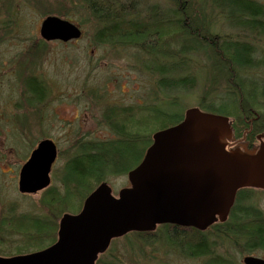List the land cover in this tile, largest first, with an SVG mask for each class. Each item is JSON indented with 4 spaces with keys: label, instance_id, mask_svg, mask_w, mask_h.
<instances>
[{
    "label": "trees",
    "instance_id": "16d2710c",
    "mask_svg": "<svg viewBox=\"0 0 264 264\" xmlns=\"http://www.w3.org/2000/svg\"><path fill=\"white\" fill-rule=\"evenodd\" d=\"M34 1L45 8L43 0ZM164 1L169 4L166 11L159 5H151L143 16L135 7V0H80V5L73 4L75 10L89 11L95 20L94 41L99 46L134 48L148 56L152 64L157 62L159 67L148 65L146 70L157 75L163 91L173 94L192 90L197 77L190 72L200 68L199 71L215 87L210 91V94L214 93L213 100L209 102L203 97L201 110L232 118L237 137L248 131L250 125L253 126L249 134L252 139L256 133H264V80L252 75L264 67V60L257 53L259 47L251 42L264 39V3L255 0ZM37 7L40 9L39 5ZM212 14L215 18H227L228 27L242 41H236L235 35L213 33L214 23L209 20ZM57 17L70 18L64 13ZM198 59L204 63L198 64ZM25 80L28 102H42L48 94L39 92V99H33L34 91L28 88L37 79ZM144 109L147 110L141 107L106 108L103 120L115 137L103 141L78 140L74 154L61 171V188H48L40 206L58 218L64 214H78L85 199L109 177L127 175L139 166L152 144L154 133L175 126L183 119L182 114L172 115L170 109H155L151 113L148 108ZM250 121L254 123L248 124ZM245 192L238 193L230 218L208 230L216 233L222 245L228 242L239 249L241 255L251 256L257 251L264 252V214L257 207L246 204ZM1 225L0 234L2 231L26 234L29 243L24 252L42 250L57 240L58 222L55 223V219L49 221L48 218L26 215L14 221L5 220ZM206 236L197 229L165 224L154 232H136L123 238L129 242L135 239L146 246L162 241L186 258L216 256L218 264H235L231 258L213 253L215 247ZM106 253L104 255L109 256L110 251ZM103 256L97 264L121 263L118 258L110 261Z\"/></svg>",
    "mask_w": 264,
    "mask_h": 264
},
{
    "label": "rangeland",
    "instance_id": "374dc122",
    "mask_svg": "<svg viewBox=\"0 0 264 264\" xmlns=\"http://www.w3.org/2000/svg\"><path fill=\"white\" fill-rule=\"evenodd\" d=\"M255 1L264 3V0ZM43 2L44 9L41 7L42 3L34 0L0 2V225L5 220L14 221L29 215L48 218L49 221L55 219L59 230L63 215L54 217L40 206V200L47 189L33 195L22 194L18 190L20 170L40 140L47 137L57 146L58 156L52 166L50 187L60 189L61 171L68 158L74 154L78 140L83 138L85 141H103L115 137L103 120L109 106L120 109L148 108L150 113L155 109H170L172 115H184L189 108L201 109L203 97L209 102L213 100L214 93L210 94V91L215 87L199 71L200 68H194L190 73L197 78L192 90L173 94L165 92L158 85L157 75L146 70L148 65L159 67L157 62L152 64L148 56L134 48L99 46L94 41L95 20L89 11L74 9L73 3L80 5V0ZM151 5H159L164 11L169 7L164 0H135L140 16L145 15L146 9ZM81 6L84 7L83 4ZM62 13L70 17L66 20L80 26L81 38L66 43L43 40L40 36L43 20L48 15L59 16ZM213 15L209 17L214 23L213 33L228 36L236 34L228 27L227 18H215ZM255 43L264 57V39H257ZM31 51L34 52L32 55ZM198 61V64L204 63V60ZM252 75L264 80V67ZM29 78L37 79L36 83L28 86L34 91L33 99H39L41 93L48 94L38 104L28 102L25 79ZM174 98L176 106L173 105ZM27 120L31 122L28 123ZM233 121L231 118V122ZM248 131L245 130L241 137H237L236 130L235 139L243 143L255 142L257 146L264 143V139L261 143L257 140V135H263V132L256 133L252 139ZM105 183L116 198L121 190L130 187L128 175L111 176ZM245 191L244 196L248 198L246 204L257 207L264 214V190L248 188ZM21 224L23 225L22 222ZM1 233L10 241H21L24 238L22 235L16 237L19 234H7L6 231ZM202 233L207 235L215 247L213 253L231 258L235 264H243L247 255H241L239 249L228 242L222 245L212 230ZM131 241L133 242L125 238L117 240L113 249H110L109 256L103 254L102 258L110 261L111 258H118L120 264H214L217 260L216 256L186 258L175 249L165 246L162 241L154 246H146L135 239ZM13 246L14 249L21 247L8 243L7 246L0 247V253L13 252ZM250 255L264 258L262 251Z\"/></svg>",
    "mask_w": 264,
    "mask_h": 264
},
{
    "label": "water",
    "instance_id": "95a60500",
    "mask_svg": "<svg viewBox=\"0 0 264 264\" xmlns=\"http://www.w3.org/2000/svg\"><path fill=\"white\" fill-rule=\"evenodd\" d=\"M40 36L66 43L80 39L82 32L68 20L48 16ZM232 135L229 118L188 109L181 123L153 135L142 163L128 173L130 187L117 198L102 183L79 214L63 215L55 244L0 257V264H96L114 239L129 233L154 232L165 224L206 231L225 222L241 189L264 190V143L259 150L227 151ZM57 156L54 141H40L20 170L19 192L48 189ZM243 263L264 264V259L247 256Z\"/></svg>",
    "mask_w": 264,
    "mask_h": 264
},
{
    "label": "flooded vegetation",
    "instance_id": "af4514ba",
    "mask_svg": "<svg viewBox=\"0 0 264 264\" xmlns=\"http://www.w3.org/2000/svg\"><path fill=\"white\" fill-rule=\"evenodd\" d=\"M28 121V123L29 122H31V121H29V120H27ZM248 124L250 123V124H253L254 122H247ZM253 131V126H251L250 125V127H249V131H248V133H251ZM29 132H30V134H31V130L29 129ZM235 134V133H234ZM235 136V135H234ZM258 137H257V140H259V142L261 143V141L264 139V133H263V135L261 134V135H257ZM44 139H47V138H45L44 137ZM44 139H42V140H44ZM42 140H40V141H42ZM39 141V142H40ZM242 145H244L243 147H247V149L248 150H259V146H257V145H255V142H245V143H240V141H237L236 139L235 140H233V141H230V144H229V146H228V150H233L234 148H236L237 146H242ZM260 145V144H259ZM31 155V154H30ZM30 157V156H29ZM29 159V158H28ZM27 162V161H26ZM245 190V189H244ZM242 191V190H241ZM240 192V191H239ZM238 192V193H239ZM238 196V195H237ZM231 212H232V210H231ZM231 212H230V214H231ZM230 218V215L228 216V218H227V220ZM226 220V221H227ZM225 221V222H226ZM224 222V223H225ZM216 224H221L220 222H218V223H216ZM223 224V223H222ZM10 235H12V234H10ZM24 236V238L21 240V241H16V240H13V241H10L9 239H7V238H4L3 237V235H0V247H4V246H7V244L8 243H10V244H15V245H18V246H20L21 245V247L20 248H15L14 249V246H13V249H11L13 252H10V253H7V252H1L0 253V257H3V258H11V257H15V256H21V255H27V254H31V253H35V252H38V251H40V250H38V251H29V252H24L25 250H23L24 248H26V247H28V243H29V240L25 237L26 236V234H19L18 236H16V237H19V236ZM15 236V235H14ZM58 237H59V235L57 234V240L55 241V243L58 241ZM54 243V244H55ZM20 244V245H19ZM53 245V244H52ZM10 246V245H9ZM50 247V246H49ZM48 248V247H47ZM46 249V248H45ZM1 254H6V255H10V256H2ZM12 254V255H11Z\"/></svg>",
    "mask_w": 264,
    "mask_h": 264
},
{
    "label": "bare ground",
    "instance_id": "6f19581e",
    "mask_svg": "<svg viewBox=\"0 0 264 264\" xmlns=\"http://www.w3.org/2000/svg\"><path fill=\"white\" fill-rule=\"evenodd\" d=\"M235 36H236V35H235ZM261 38H262V37H261ZM234 39H236V41H242V40L240 39L239 36H236ZM238 39H239V40H238ZM259 40H260V39H259ZM244 41H246V40H244ZM248 41H250V40H248ZM251 42H252L253 45H257V44L255 43V40H254V41H251ZM257 46H258V45H257ZM257 50H258V52H257L258 55L260 54V57H261V56H262V55H261V52H262V51H261L260 49H257ZM262 57H263V56H262ZM261 60H264V57L261 58ZM263 62H264V61H263ZM189 109H191V108H189ZM200 110H201V109H200ZM186 111H187V110H186ZM186 111H185V112H186ZM201 111L204 112L203 110H201ZM204 113H207V112H204ZM209 114H211V113H209ZM214 115H216V114H214ZM184 116H185V113H184V115H183V119H184ZM220 116H221V115H220ZM224 117H225V116H224ZM227 118H228V117H227ZM183 119H182L179 123H181V122L183 121ZM229 120H230L231 128H232V131H233V135H232V139L228 141V146H229V144H230V141L235 140V137H234V135H235V134H234V133H235V128L233 127V122H231V119H230V118H229ZM179 123H178V124H179ZM178 124H177V125H178ZM175 126H176V125H175ZM172 127H173V126H172ZM169 128H170V127H169ZM166 129H168V128H166ZM163 130H165V129H163ZM160 131H161V130H160ZM157 132H158V131H157ZM154 134H155V133H154ZM154 134H153V135H154ZM243 137H244V136H243ZM240 143H241V142H240ZM242 143H243V142H242ZM152 144H153V136H152ZM152 144H151V145H152ZM151 145H150V146H151ZM228 146H227V148H228ZM243 146H244V145H242V146H237V147L234 148L233 150H236V149H242V150H245V149H247V147H243ZM259 148H260V146H259ZM147 150H148V149H147ZM147 150H146V152H147ZM233 150H228V149H227V151H233ZM247 150H248V149H247ZM249 151H250V150H249ZM145 154H146V153H145ZM144 157H145V156H144ZM143 159H144V158H143ZM142 161H143V160H142ZM141 163H142V162H141ZM141 163H140V164H141ZM140 164H139V165H140ZM127 175H128V174H127ZM103 183H105V182H103ZM129 184H130V182H129ZM99 186H100V185H99ZM99 186H98V187H99ZM98 187H97V188H98ZM97 188H96V189H97ZM128 188H129V187H128ZM96 189H95V190H96ZM124 189H125V188H124ZM95 190H94V191H95ZM94 191H93V192H94ZM112 194H113V191H112ZM83 204H84V203H83ZM82 208H83V206H82ZM81 210H82V209H81ZM80 212H81V211H80ZM80 212H79V213H80ZM79 213H78V214H79ZM62 217H63V216H62ZM218 222H220V221H218ZM218 222H217V223H218ZM220 223H224V222H220ZM215 224H216V223H215ZM174 226H175V225H174ZM213 226H214V225H212V227H213ZM179 227H181V228H185V229H190V228L195 229V228H193V227H183V226H179ZM209 228H210V227H209ZM209 228H208V229H209ZM208 229H207V230H208ZM207 230H206V231H207ZM199 231H200V230H199ZM201 232H204V231H201ZM133 233H136V232H133ZM137 233H141V232H137ZM144 233H146V232H144ZM129 234H131V233H129ZM116 240H119V238L114 239V240L112 241V243H114ZM112 243H111V245H112ZM111 245L109 246V248L107 249L106 252L110 251V249H111V250L113 249V246H111ZM38 252H39V251H38ZM104 254H105V253H104ZM101 256H103V254L99 255L97 262L100 260ZM261 259H264V258H261ZM97 262H96V264H97ZM215 262H216L217 264L219 263L217 260H215ZM216 263H214V264H216ZM220 264H221V262H220ZM243 264H244V263H243Z\"/></svg>",
    "mask_w": 264,
    "mask_h": 264
}]
</instances>
